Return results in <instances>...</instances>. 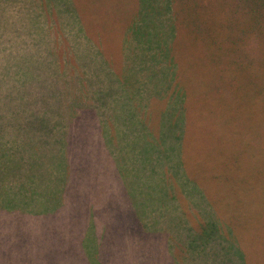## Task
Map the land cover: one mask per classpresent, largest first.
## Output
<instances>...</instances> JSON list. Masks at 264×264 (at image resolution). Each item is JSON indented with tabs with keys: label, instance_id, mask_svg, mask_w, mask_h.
I'll return each instance as SVG.
<instances>
[{
	"label": "rangeland",
	"instance_id": "1",
	"mask_svg": "<svg viewBox=\"0 0 264 264\" xmlns=\"http://www.w3.org/2000/svg\"><path fill=\"white\" fill-rule=\"evenodd\" d=\"M61 1L65 3L66 11L59 0H50V5L65 20L61 33L71 46L75 45V31L68 23L69 17L72 20L75 17L80 23L82 16L88 22H84L86 34L83 38L85 42L80 46L81 54H74L71 61H68L75 66V70L81 69L83 93L80 96L83 99L80 102L94 108L88 124L85 123L79 129L83 126L98 127L100 132L94 139L105 154L112 148L106 134L110 137L113 114L118 112V104L109 101V97L112 91H117V87L108 74L109 65L104 67V60H110L109 53L102 51L97 56L95 53L97 63H93L92 59L89 60L87 46L89 42L97 43L102 49L107 46L112 17L114 14L121 16L127 0ZM165 2L166 0H146L145 8L151 12L146 15V56H149L150 49L159 51L160 47L164 58L166 50H161L164 37L162 29L155 25V16L161 17L159 5L161 9L164 4L168 10L169 7L173 10V2ZM9 7L12 16L15 12L19 13L18 16L24 14L22 0L10 3ZM39 7L35 5L38 13L41 12ZM68 10L70 13H67ZM172 10L165 17L170 20L171 16L173 23ZM43 22L42 18L33 27L34 51L44 55L58 42L52 39L55 31H50ZM174 27L176 32L172 39L185 40L188 35L185 28L177 22ZM259 29L261 31L251 28L252 34L247 38L241 37V33L237 32L234 35L237 39L236 46L231 45V42L225 43L224 47L235 48L234 52L222 57L224 65L228 67L226 70L210 63L209 56L214 52H204L205 49L200 48L201 41L192 39L193 43L186 45V42L182 44L178 40L170 48L174 65H178L181 71L183 66L185 77L183 74L179 77L183 82L187 80L197 96L205 101L200 99L202 113L199 116H209L212 122V127L208 126L210 131L199 128L195 143L200 148L187 151L189 157L183 167L193 171L198 167L196 174L191 173L195 178L202 172L212 175L209 163L205 162L207 165L203 166L201 151L208 149L206 161L217 156L225 158L226 149L234 147L230 133L237 129L251 131L256 137L251 132L245 135V141L254 140L247 156L251 160L250 166L259 169L255 174L245 177L241 163L243 190L233 194L221 192L219 195L214 190V184L209 182L211 194L216 193L212 195L213 198H209L199 183L194 185L191 174L184 176L185 179L180 177V166H175L177 152L169 159H160L159 155L147 157L146 165L137 161L129 165L121 164L119 158L118 163L123 166L118 170L121 173L119 180L115 178L113 182L108 181L106 192L83 191L86 192L83 195L87 201H91L86 206L82 204V195L78 194L71 204L66 201L61 211L47 219H25L6 216L7 212H2L0 264H85L79 249V239L83 238L84 227L90 225L92 230L89 237L103 245L100 253L105 264H264V147L259 136L260 130L264 129V100L260 96L264 95V58L260 51V36H257L260 34L264 37V18ZM55 47L66 53L65 43ZM75 70L72 69L69 73L67 84H76V78L79 85V76ZM52 89L51 85L50 91ZM42 93H49L45 83L40 89V94ZM84 115L83 117H89V113ZM74 124L77 126L78 122ZM31 129L39 131L36 127ZM71 129L74 128L70 126L68 131ZM29 138L33 140L32 135ZM124 151L129 153V150ZM112 156L116 159L117 152H112ZM183 162L185 163V159ZM88 174L94 180V172ZM194 186L204 193V200L211 208L201 204L199 197L191 190ZM223 194L226 206L223 200H219L221 202L218 204H221L217 205L214 197L218 198ZM92 205L98 212L94 218V213H89ZM213 214L217 221L208 222ZM87 218L90 223H85ZM220 218L223 223L218 222Z\"/></svg>",
	"mask_w": 264,
	"mask_h": 264
},
{
	"label": "trees",
	"instance_id": "2",
	"mask_svg": "<svg viewBox=\"0 0 264 264\" xmlns=\"http://www.w3.org/2000/svg\"><path fill=\"white\" fill-rule=\"evenodd\" d=\"M16 1L0 0V46H4L0 47V217L3 215L2 212H7L6 216L47 219L61 211L66 201H70L71 204L78 194L82 195V204L86 206L91 201H87L84 193L95 190L106 192L108 181L113 182L115 178L119 180L118 176L121 173L118 170L123 168L114 162L112 152L119 153L123 161L128 160V153L124 151L125 149L115 148L111 135L109 137L106 134L109 138L108 143L113 148L103 154L100 145L94 139L100 132L98 127L83 126L79 129L85 123L88 124L94 108L86 104L82 105L80 102L83 99V96H80L83 93L81 69L75 70V66L70 62L74 54H81L80 46L85 42L84 30L78 19L74 17L72 20L69 17L72 24L70 21L68 23L75 31V45L71 46L61 33L65 20L61 19L59 12L51 7L50 0H22L25 6L24 14L18 16L19 13L15 12L12 16L9 6ZM26 1L28 2L25 3ZM168 1L173 2V10L170 7L169 10H172L174 21L172 23L171 16L170 20H166V44H169H162L165 46L162 49L167 50L168 62L174 67V85L173 83L168 85V98L162 106L159 131L156 136L151 134L153 141L146 149V158L159 155L160 159L162 157L169 159L177 152L175 166H180L178 173L184 178L187 174H196L195 172L198 171V167L193 171L184 168L183 165L189 157L187 151L199 147L195 143L199 128L203 127L210 131L208 126L212 127V122L209 116L204 118L199 116L202 113V101H205L197 96L187 80L185 82L181 80L180 74L185 77L183 66L181 71L171 58L172 43L177 44L178 40L180 41V38L172 39L176 32L174 23L177 22L188 33L187 38L185 40L181 38L180 43L186 42V45H189L193 40L201 41L200 48H204V52H214L209 56L210 63L226 70L228 67L224 65L222 57L234 52L235 48L228 49L224 47L225 43L231 42V45L236 46L237 39L234 35L237 32L241 33V37L247 38L252 34L251 28L260 30L259 24L264 18V0ZM168 1L166 0L165 3L167 4ZM59 4L66 11L65 3L59 0ZM35 5L40 6V13L36 11ZM164 8L167 14L168 7ZM67 13H70V10ZM42 18L50 31L51 29L55 31L52 39L58 42L44 55L34 51L33 26ZM257 36H260V51L264 58V37L260 34ZM62 43L67 45L64 49L66 53L60 52L55 47H60ZM87 47L90 52L89 60L92 59L93 63H97V49L94 44L89 42ZM72 69L77 71L79 85L76 78V84L66 83ZM44 83L49 88L48 94H40ZM51 85L52 91H50ZM260 96L264 100V95ZM250 102L252 104V100ZM84 113H89V117H83ZM76 122L78 127L74 124ZM70 126L74 129L68 131ZM32 127H36L39 131H31ZM75 127L80 131L78 129L76 131ZM248 132L251 131L237 129L230 133L234 147L226 149L225 158L217 156L206 161L208 149L204 148L205 151H201L203 166L209 163L213 173L206 175L202 172L197 174L196 178L195 175L191 174V176L194 178V185L199 183L209 198H213L212 195L216 194H211L209 182L214 184V190L219 195L221 192L233 194L244 189L241 163L245 177L258 172L259 168L253 169L250 166L251 160L247 156V151L254 142V140L245 141ZM260 132L261 145L264 147V129ZM251 133L256 137L255 133ZM30 135L33 136V140H30ZM242 151L243 160H241ZM118 160L119 158L116 157L115 161ZM200 170L202 171V168ZM92 171L94 180L88 174ZM191 190L199 197L202 205H209L204 200L206 197L202 191L196 186L191 187ZM219 200H223L226 206L224 194L218 198L214 197L217 205L221 204H218L221 202ZM89 213H94V218L98 213L96 207L92 205ZM85 221L90 223L88 218ZM207 221L217 220L213 214ZM218 222L223 223V220L220 218ZM91 230V225L84 227L83 238L79 239L83 261L85 264H105L100 253L103 245L97 244L94 238L89 237Z\"/></svg>",
	"mask_w": 264,
	"mask_h": 264
},
{
	"label": "crops",
	"instance_id": "3",
	"mask_svg": "<svg viewBox=\"0 0 264 264\" xmlns=\"http://www.w3.org/2000/svg\"><path fill=\"white\" fill-rule=\"evenodd\" d=\"M145 4L146 0H127L121 16L114 14L112 17L107 46L102 49L94 43L97 54L109 53L110 60H104V67L109 65L110 79L117 87L116 92H111L109 101L118 104V112L113 114L111 141L115 148L129 150L127 161L117 153L121 164L128 165L134 161L146 165V149L153 141L151 134L156 136L159 131L168 85H174V67L168 62L167 50L161 49L165 51L164 58L160 47L159 51L150 49L146 56V15L151 12ZM162 7L158 6L161 17L155 16V25L162 29V44H166V9L164 4ZM84 22L88 24L80 16V25L86 34ZM113 160L118 163L114 157Z\"/></svg>",
	"mask_w": 264,
	"mask_h": 264
}]
</instances>
